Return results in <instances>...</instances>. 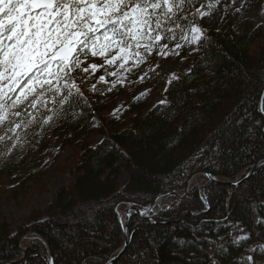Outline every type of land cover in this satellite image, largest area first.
Returning a JSON list of instances; mask_svg holds the SVG:
<instances>
[{"label":"trees","instance_id":"1","mask_svg":"<svg viewBox=\"0 0 264 264\" xmlns=\"http://www.w3.org/2000/svg\"><path fill=\"white\" fill-rule=\"evenodd\" d=\"M248 1L262 8L263 21L234 19L230 10L205 28L207 3L217 0H186L162 24L155 45L168 56L180 45L188 69L163 83V101L141 94L127 103L120 123L116 117L95 129L103 136L80 146L68 167L71 182L45 207L20 202L27 212L19 223L0 210V264H105L124 240L122 209L181 192L195 171L238 182L216 184L198 175L154 219L132 213L126 247L113 264H264V163L244 178L264 157V0ZM194 28L199 39L187 52L184 40ZM135 51L134 61L144 56L145 50ZM106 57L81 53L79 68L53 79L59 92L45 85L39 101L30 96L13 110L19 115L0 124V176L21 188L7 202L26 183L40 186L54 146L93 131L104 87L91 66Z\"/></svg>","mask_w":264,"mask_h":264},{"label":"snow or ice","instance_id":"2","mask_svg":"<svg viewBox=\"0 0 264 264\" xmlns=\"http://www.w3.org/2000/svg\"><path fill=\"white\" fill-rule=\"evenodd\" d=\"M185 2L0 0V124L9 115H19L13 110L30 96L39 101L45 85L48 91L59 92L51 88L53 79L59 82L62 74L79 68L81 53L90 51L95 57L116 50L120 55L106 61L111 67L117 59L127 63L130 56H139L135 49L148 51L147 42L162 39L157 30L173 21ZM91 67L97 70L95 65ZM17 89L19 93L13 97ZM29 106L35 107V103L29 101Z\"/></svg>","mask_w":264,"mask_h":264},{"label":"rangeland","instance_id":"3","mask_svg":"<svg viewBox=\"0 0 264 264\" xmlns=\"http://www.w3.org/2000/svg\"><path fill=\"white\" fill-rule=\"evenodd\" d=\"M207 7L212 11L205 12L202 15L201 19L205 28L215 26L223 13L230 10L233 13L234 19H253L256 22L263 21L262 8L254 6L248 0H217V2L214 3H207ZM194 29H198L199 31L192 30L191 34L184 40L187 52H191L195 49L197 37L200 34L199 28ZM194 40L195 42H193ZM147 43L149 46L148 51H146L144 47L136 49L145 50L144 56H140L141 58L139 60L136 59L134 61V57L131 56L127 63H125L124 59H117L112 66L109 67L106 61L113 56L120 55L116 50H113L111 53H108V57H106L102 63L100 62L95 65L97 69V83L103 85L104 90L101 92L100 96V110L97 111L93 117V131L91 130L88 133L78 132L79 134H75V138L71 140L69 144H64L60 148L54 146V148H57V152L52 150L53 152L55 151L54 155L52 154L42 165L44 176L42 180L38 181V184L40 183V186H37L38 189L34 186L37 181L32 182L30 185L26 183L24 186L28 188L22 190L20 194L16 192L17 195L13 198L14 201L10 199L7 202L6 197L12 193L14 188L19 187L18 189H21L19 186L20 184H16L14 179L9 175L3 174L0 176V197L3 198L0 203V210L1 213L3 210L8 221L19 223L21 216L27 212V208L21 209L20 202L24 203V206L29 204V206H36L35 208H43L51 201L60 187L67 186L72 180L68 167L71 164L72 158L78 153L80 146L83 144H96L103 136L96 131L101 125L108 124L113 118L118 117L117 119L120 123V114L125 109L128 102L141 94L152 97L153 103L163 101V83H165L168 78L175 76L180 70L188 69V59L182 57V55L178 53L180 45L175 49L173 55L168 56L150 40ZM149 52L151 54H149ZM110 55H112L111 58L109 57ZM122 64L123 67H121ZM137 72L140 74H137ZM148 72L151 76H147ZM152 75L155 76L154 79ZM143 76H146V80L144 79L145 81L142 80ZM101 77H103V81H101ZM127 77H130L129 81ZM57 153L60 154L58 159L56 158ZM125 182L126 177H122L120 182L121 185H124ZM18 195L20 196L18 197ZM159 199L160 203L157 204L155 208L159 206L161 208V206L168 204L172 199H175V197L163 196ZM176 199H179V197H176ZM124 212L125 210L122 209V216H124ZM251 260L252 258L250 257L248 261L251 262Z\"/></svg>","mask_w":264,"mask_h":264},{"label":"water","instance_id":"4","mask_svg":"<svg viewBox=\"0 0 264 264\" xmlns=\"http://www.w3.org/2000/svg\"><path fill=\"white\" fill-rule=\"evenodd\" d=\"M264 163V157L262 158H259L257 160H255L252 165L249 167L248 169V173L245 175L244 178L248 177L249 175H251L254 170L260 165ZM200 174H203L205 175L208 179H210L211 181H213L214 183L216 184H232V185H236L238 180L237 178L234 180V182H228V181H221L219 180L218 178L212 176L211 174H208V173H205L204 171H196V172H193L192 174H190L186 180V183H185V186H184V190L182 192V194H178L176 192H167V193H161L157 196V198L152 201L145 209H139L137 207H134L132 205H129L128 206V209L127 211L125 212V217L126 218H129L130 215L132 213H135V214H138L139 216L141 217H146V218H149V219H154V215L155 214H152V211L153 209L155 208V205H156V201L163 197V196H175V197H179V198H182L186 195V193L188 192V189L190 187V184L192 182V180L197 176V175H200ZM123 232H124V240H123V243L121 245V247L118 249V252L115 256H112L111 258H109V260L105 263V264H113L115 262V260L120 256V254L123 252V250L125 249L126 247V244H127V240H128V237H127V221H124L123 222ZM22 254L24 255V251H22Z\"/></svg>","mask_w":264,"mask_h":264},{"label":"bare ground","instance_id":"5","mask_svg":"<svg viewBox=\"0 0 264 264\" xmlns=\"http://www.w3.org/2000/svg\"><path fill=\"white\" fill-rule=\"evenodd\" d=\"M225 181V180H224ZM157 204H159L160 203V200H157V202H156ZM158 207V206H157ZM162 207V206H161ZM135 214V213H134ZM138 215V214H137ZM115 256V255H114Z\"/></svg>","mask_w":264,"mask_h":264}]
</instances>
